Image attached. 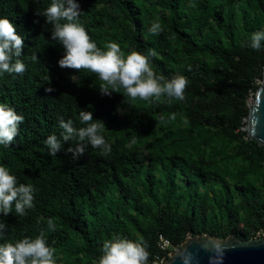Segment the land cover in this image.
Segmentation results:
<instances>
[{"label": "trees", "instance_id": "1", "mask_svg": "<svg viewBox=\"0 0 264 264\" xmlns=\"http://www.w3.org/2000/svg\"><path fill=\"white\" fill-rule=\"evenodd\" d=\"M49 3L0 0V16L24 38L26 65L0 78V103L24 117L11 146L0 145V165L36 189L25 216L13 209L2 218L0 243L43 229L59 264H96L105 241L142 238L150 261L164 264L170 255L161 234L173 250L203 233L264 234V145L241 129L249 94L264 76V51L242 44L264 28V0H79L80 22L98 47L116 42L125 55L154 50L158 75L188 78L184 100L155 102L125 98L123 90L104 96L95 73L60 68L64 50L36 15ZM153 21L159 35L149 32ZM82 110L105 123L111 153L89 147L74 159L67 149L76 141H69L50 156L48 136H60V119L82 126ZM49 218L55 231L47 230Z\"/></svg>", "mask_w": 264, "mask_h": 264}, {"label": "clouds", "instance_id": "2", "mask_svg": "<svg viewBox=\"0 0 264 264\" xmlns=\"http://www.w3.org/2000/svg\"><path fill=\"white\" fill-rule=\"evenodd\" d=\"M82 13L79 0H50L43 11H36L37 16L45 19L46 25H51V39L64 50L58 61L60 68L84 69L95 73L103 82L100 92L104 96L111 97L113 93L123 90V96L131 100L155 102L161 97L184 100L189 85L187 77L176 75L165 79L158 75L150 64V59L156 56L154 50L147 53L133 50L125 55L121 45L116 42L98 47L80 22ZM162 31L158 21L151 23L149 32L152 35H159ZM242 46L264 51V28L253 32ZM24 48L25 41L18 33L17 25L7 16H0V78L5 74L25 72L26 65L21 59ZM31 60L37 61L36 54L31 56ZM45 90L54 91L52 87ZM23 120L24 117L13 107L0 103V145L11 146ZM78 123L82 126H77L72 119H60V136L51 134L45 141L50 156H56L69 141H76L75 147L69 146L67 149L74 159L83 156L89 147L99 150L103 156L111 153L112 146L105 138L106 126L102 120L94 119L92 111L82 110L78 114ZM35 195L36 189L32 184L21 183L8 167L0 165V241L7 230L2 218L12 214L13 209L16 216H25L28 210L35 207ZM47 230L55 231L51 218L47 220ZM149 247L142 238L113 237L103 244L96 264H155L154 260L150 261ZM209 251V264H223L226 253L223 246L213 247ZM195 259L191 253L182 256L183 264H194ZM0 264H59V259L45 230L41 229L34 238L25 236L15 242L0 243Z\"/></svg>", "mask_w": 264, "mask_h": 264}, {"label": "water", "instance_id": "3", "mask_svg": "<svg viewBox=\"0 0 264 264\" xmlns=\"http://www.w3.org/2000/svg\"><path fill=\"white\" fill-rule=\"evenodd\" d=\"M247 127L249 137L264 145V76L249 106ZM216 246L226 249L223 264H264V234L242 239L235 234L222 238L208 233L188 237L164 264H183L182 256L188 253L196 258L194 264H209V249Z\"/></svg>", "mask_w": 264, "mask_h": 264}, {"label": "built area", "instance_id": "4", "mask_svg": "<svg viewBox=\"0 0 264 264\" xmlns=\"http://www.w3.org/2000/svg\"><path fill=\"white\" fill-rule=\"evenodd\" d=\"M261 81H262L261 79H258V82H259V83H261ZM255 94H256V93H254V92H251V93L249 94V97H248V105H249V106L253 103V100H254ZM244 121H247V122H248V118H244ZM241 129H242V130H247V129H248V127H247V123H243V125L241 126ZM246 138H248V136H246ZM159 245H160V248H161L162 250H166V251H168L169 255H171V254L173 253V249H172L173 245H172L170 239L167 238V237H166L165 235H163V234L160 235ZM173 248H174V247H173ZM164 261H165V259L163 258V259H162V262H164Z\"/></svg>", "mask_w": 264, "mask_h": 264}]
</instances>
